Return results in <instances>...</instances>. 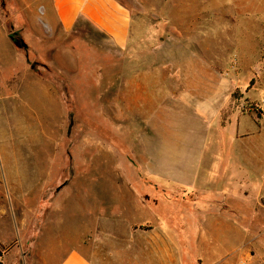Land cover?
I'll use <instances>...</instances> for the list:
<instances>
[{"label":"rangeland","instance_id":"1","mask_svg":"<svg viewBox=\"0 0 264 264\" xmlns=\"http://www.w3.org/2000/svg\"><path fill=\"white\" fill-rule=\"evenodd\" d=\"M112 1L130 23L125 47L87 16L67 28L54 0H0L6 262L58 264L80 249L101 264H160L173 247L185 263L264 264V192L257 198L256 180L243 202L173 172L184 162L168 154L173 89L182 79L177 58L167 62L175 46L192 56L199 46L221 45L209 65L228 104L211 127L231 130L224 147L233 132L259 137L264 158V0ZM111 22L106 15L103 24ZM179 125L182 137L212 132L196 121ZM183 139L175 140L180 150L201 142ZM210 215L220 221L198 222Z\"/></svg>","mask_w":264,"mask_h":264},{"label":"crops","instance_id":"2","mask_svg":"<svg viewBox=\"0 0 264 264\" xmlns=\"http://www.w3.org/2000/svg\"><path fill=\"white\" fill-rule=\"evenodd\" d=\"M54 6L59 20L67 28H70L78 17L87 16L100 27L109 31L121 47L127 45L130 23L125 10L114 4L112 0H54ZM248 9L252 14L257 13L254 5ZM106 15L111 16L112 19L108 26L103 24ZM221 48V45L213 43L199 46V53L197 54L196 51L192 53V56H188L187 50L181 46H175L168 50L167 62L173 63L172 57L177 58L174 63L175 68L179 71H174V73L175 77L182 79V83L177 84L176 89H173L175 99L173 111L177 116L175 115L173 121L169 123V126L173 128V134L170 135L168 154L170 159H184L180 165L173 164L172 169L176 174L187 175L190 173L192 175L191 185L205 180L204 183L208 186L216 184L215 186L222 197L230 195L237 201L245 202L248 200V195L245 192H251L250 181L256 180L253 187H258L257 198L264 192V158L257 156L259 148L255 144L259 141V137L240 136L233 132L228 134L230 143L224 147L221 144L222 140L225 143L228 141L225 134L231 130L226 127H221V130L211 127V124L221 117L222 111L228 104L225 101L227 92L222 86V77L218 70L209 65L217 64L216 57ZM205 52L208 53V58L201 55L206 54ZM220 60L222 61V59ZM186 63H190V66L188 67ZM187 79L190 81H186ZM182 89L183 92L179 93ZM182 120L196 121L202 127H211L212 132L208 137H204V133L201 131L197 132V135L188 136L185 134L182 137L181 132L178 131ZM187 137L191 140L199 138L200 145L182 147L181 150L177 148L175 140H184L183 138ZM251 174H253L252 179L249 178ZM198 179L200 181H197ZM174 185L182 187L190 184L179 181ZM241 190L244 193L241 194ZM206 219L215 223L220 221L218 216L214 220L210 215L198 222H206ZM230 235L232 238L234 237L233 234ZM213 237L218 240L223 238L219 231H214ZM4 244L5 242L0 237V264H20L19 258L14 259L12 256L9 258L10 262H6L11 247L6 248ZM163 253L167 254L166 263L160 262V264H192L185 263L182 258H178L173 247H167ZM58 264H101V262L96 254L77 249L69 252Z\"/></svg>","mask_w":264,"mask_h":264},{"label":"trees","instance_id":"3","mask_svg":"<svg viewBox=\"0 0 264 264\" xmlns=\"http://www.w3.org/2000/svg\"><path fill=\"white\" fill-rule=\"evenodd\" d=\"M262 204L264 205V200H262ZM0 253H1V251H0Z\"/></svg>","mask_w":264,"mask_h":264}]
</instances>
